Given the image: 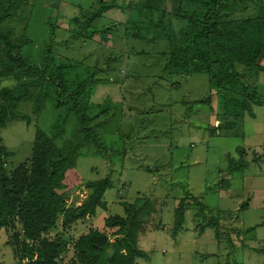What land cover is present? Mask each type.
<instances>
[{
    "label": "rangeland",
    "instance_id": "rangeland-1",
    "mask_svg": "<svg viewBox=\"0 0 264 264\" xmlns=\"http://www.w3.org/2000/svg\"><path fill=\"white\" fill-rule=\"evenodd\" d=\"M100 1L28 0L19 16L1 24L4 30L13 28L15 37L31 39L22 54L34 65L44 64L49 46L55 64L73 67L68 69L70 78L83 66L97 71L99 81L89 94V115H99L90 124L94 137L77 151L83 134L70 110L65 131L56 142L64 149L75 148V170L81 181L66 192L68 206L85 202L92 192L89 181L109 178L112 186L104 194L106 208L98 207L95 215L66 227L60 215L55 228L42 234L68 244L56 263L72 264L75 241L91 229L114 241V230L105 226L106 217L123 215L124 202L145 199L150 203H139L145 229L138 247L149 258H138L137 264H264V103L253 105L255 115L251 116L228 99L221 102L216 80L208 74L186 76L166 70L162 51L167 41L161 37L154 41L147 22L146 29H141L144 38L131 35L135 21L146 15L142 5L147 0H103L116 5L87 26L98 32L89 36L90 29H82L83 36L76 37L80 26L72 20L78 18L82 25L88 19L86 13L98 8ZM175 4L176 0H165L166 10L173 13ZM225 5L229 17L264 15V0H229ZM184 26L183 19L172 18L176 37ZM108 28L112 30L104 39L102 32ZM242 71L264 98V72ZM21 73L0 79V90L32 81ZM42 89L35 83L29 86L33 97ZM33 109V101H20L14 112L26 114L29 124L17 117L1 130L3 143L12 153L5 158L9 172L31 162L37 126L52 134L57 111L51 102L40 114ZM233 111L241 115L235 118ZM226 122L235 125L212 134L211 127ZM239 146L245 148L249 165L230 172L229 156L238 159ZM184 198V218L174 236L175 213ZM212 218L217 223L208 227ZM20 229L16 222L0 230V264H30L15 254L13 236Z\"/></svg>",
    "mask_w": 264,
    "mask_h": 264
},
{
    "label": "trees",
    "instance_id": "trees-1",
    "mask_svg": "<svg viewBox=\"0 0 264 264\" xmlns=\"http://www.w3.org/2000/svg\"><path fill=\"white\" fill-rule=\"evenodd\" d=\"M27 1L0 0V79L19 77L21 72L32 77V81L26 80L14 88L4 87L0 90V230L14 226L16 222L20 223L21 229L15 233L12 241L16 246V256L20 260L27 258L30 264H57V258L68 244L61 238L56 241L42 238V234L55 228L60 215L64 217L63 226L66 227L95 215L98 207L106 208L104 194L112 183L109 178L89 181L87 187L92 192L85 202L76 207L66 204V192L81 180L75 170L74 146L69 145L64 149L56 139L65 131L64 124L70 110L77 118L78 132L83 134L77 151L94 137L90 124L99 115H89V94L99 80L95 75L96 69L90 66H83L82 75L78 71L70 78L68 69L73 67L64 63L55 64L49 46L44 51L42 66L32 64L22 54V49L30 44L31 39L26 35L15 37L13 28L4 30L1 24L19 16L21 7ZM226 2L229 0H176L174 11L170 13L166 10L165 0H147L142 5L146 15L135 21L131 35L144 38L142 30L146 29L147 22L153 40L161 37L168 43L167 48L162 51L166 70L171 74L186 76L208 74L209 78L216 80L221 102L228 99L229 104L240 105L243 113L254 116L253 105H262L264 98L258 94L253 81L247 80L248 75L242 69L264 72V15L229 17ZM114 5V1L104 3L101 0L98 8L86 13L88 19L82 25H79L78 18H74L72 22L81 27L75 30L76 37L83 36L82 29H90L89 36L98 32L87 26H91L96 17H100ZM173 17L185 21L179 38L172 33ZM111 30L108 28V31L102 32V38L106 39ZM31 82L43 86L42 91L34 97L29 91ZM22 100L33 101V110L38 114L43 111L46 102H51L57 111V118L50 135L39 126L36 127L29 165L21 164L9 172L5 167V158L12 156V153L3 143L1 130L10 119L17 117L25 119L29 124L30 118L26 114L18 115L14 112ZM235 114V118H238L241 112ZM234 125L235 123L226 122L215 125L210 130L215 135ZM236 150L240 156L238 159L229 156L230 172L243 171L249 165L245 160V148L239 146ZM195 201L198 202L196 198ZM185 202V198L180 200L175 213L177 220L174 236L184 218ZM139 203L147 204L150 201L138 199L132 203L124 202L123 215L106 217L105 226L114 230V241H110L109 236L98 229H91L79 236L73 246L76 260L72 264H137L138 258L147 257V253L138 247L140 234L145 229ZM216 223L217 219L212 218L207 226L211 227ZM204 228L202 226L200 231Z\"/></svg>",
    "mask_w": 264,
    "mask_h": 264
},
{
    "label": "crops",
    "instance_id": "crops-1",
    "mask_svg": "<svg viewBox=\"0 0 264 264\" xmlns=\"http://www.w3.org/2000/svg\"><path fill=\"white\" fill-rule=\"evenodd\" d=\"M146 258H149V255H148V253H147V257Z\"/></svg>",
    "mask_w": 264,
    "mask_h": 264
}]
</instances>
